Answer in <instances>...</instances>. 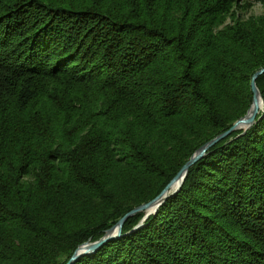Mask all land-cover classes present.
<instances>
[{
  "label": "trees",
  "instance_id": "16d2710c",
  "mask_svg": "<svg viewBox=\"0 0 264 264\" xmlns=\"http://www.w3.org/2000/svg\"><path fill=\"white\" fill-rule=\"evenodd\" d=\"M251 1L0 0V264H66L246 113L264 68ZM256 85L248 129L73 264H264Z\"/></svg>",
  "mask_w": 264,
  "mask_h": 264
},
{
  "label": "water",
  "instance_id": "95a60500",
  "mask_svg": "<svg viewBox=\"0 0 264 264\" xmlns=\"http://www.w3.org/2000/svg\"><path fill=\"white\" fill-rule=\"evenodd\" d=\"M261 74H264V68H261L256 72H254V74L251 77L250 88L252 91V101L249 108L247 109L246 113L243 116L237 119L228 130L216 135L212 139L202 144L182 165V167L179 169L177 174L171 179V181L164 187V189L156 197L149 200L148 202L142 203L132 208L123 217H121L113 226L108 228L105 231L104 235L98 240L95 241L88 240L78 245L66 264H73L80 256L85 254H92L108 241L119 237L121 235L122 224L128 217L134 215L137 212L145 211V215L143 217L144 219L148 214L156 211L157 207L163 201H165L167 197L176 194L180 190L184 182V179L187 175L189 167L192 166L196 161L201 159L203 156H205L206 151L212 145L217 143L220 139H222L223 137H225L227 134H229L234 130L243 129L245 131L246 129H248L254 123V119L256 115L263 108V100L260 91L256 86V78Z\"/></svg>",
  "mask_w": 264,
  "mask_h": 264
},
{
  "label": "rangeland",
  "instance_id": "374dc122",
  "mask_svg": "<svg viewBox=\"0 0 264 264\" xmlns=\"http://www.w3.org/2000/svg\"><path fill=\"white\" fill-rule=\"evenodd\" d=\"M239 13H240V15H241L242 17H244V20H247V19H249V18H251V17H258V18H261V17H264V5H263L261 2H259V1H254V0H252V1H251V6H250L247 10H243V9H242V10H240ZM226 23H231V21H230L229 19H227V20L224 22V24H226ZM224 24H223V25H224ZM231 24H232V23H231ZM223 25H222V26H223ZM256 79H257V78H256ZM250 80H251V79H250ZM256 86H257V85H256ZM238 119H239V118H238ZM235 121H236V120H235ZM235 121H234V122H235ZM234 122H233V123H234ZM227 130H228V129H227ZM237 130H238V129H237ZM234 131H235V130H234ZM220 140H221V139H220ZM215 144H216V143H215ZM206 153H207V151H206ZM206 153H205V154H206ZM189 158H190V157H189ZM196 162H197V161H196ZM181 167H182V166H181ZM181 167H180V168H181ZM178 171H179V170H178ZM178 171H177V172H178ZM176 174H177V173H176ZM170 181H171V180H170ZM170 181H169V182H170ZM169 182H168V183H169ZM168 183H167V184H168ZM163 189H164V188H163ZM163 189H162V190H163ZM162 190H161V191H162ZM161 191H160V192H161ZM155 197H156V196H155ZM167 198H168V197H167ZM167 198H166V199H167ZM157 208H158V207H157ZM154 212H155V211H154ZM124 215H125V214H124ZM124 215H123V216H124ZM148 215H149V214H148ZM148 215H147V216H148ZM123 216H122V217H123ZM145 218H146V217H145ZM145 218H144V219H145ZM142 220H143V218H142ZM123 223H124V222H123ZM113 225H114V224H113ZM113 225H112V226H113ZM122 225H123V224H122ZM121 228H122V227H121ZM120 236H121V235H120ZM120 236H119V237H120ZM117 238H118V237H117ZM114 239H115V238H114ZM105 244H106V243H105ZM95 252H96V251H95Z\"/></svg>",
  "mask_w": 264,
  "mask_h": 264
}]
</instances>
